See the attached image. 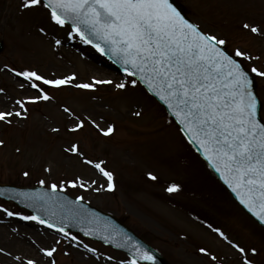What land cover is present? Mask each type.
<instances>
[{
  "label": "rangeland",
  "instance_id": "374dc122",
  "mask_svg": "<svg viewBox=\"0 0 264 264\" xmlns=\"http://www.w3.org/2000/svg\"><path fill=\"white\" fill-rule=\"evenodd\" d=\"M177 1L203 30L228 35L229 51L237 45L247 48L252 55L260 57L255 63L264 65V37L240 30V25L245 21L264 26V0ZM19 5L20 0H0V40L4 44L0 53V87L6 89L9 85V72L3 70L5 63L17 69L37 68L49 76L52 74L42 72L43 68L63 75L65 73L58 69L67 66V70L75 72L80 79L84 71L83 57L86 52L95 53L82 46L79 37L68 40L67 31L70 28L60 29L51 25L43 9L22 12ZM41 26L45 28V33L38 31ZM55 39H61L62 44L55 46ZM251 63L245 61L248 67ZM115 77L122 76L116 74ZM255 80L261 102L260 115L264 121V86H261L258 78ZM30 91L32 95L35 94L33 90ZM50 92L55 96L54 100L27 105L29 113L26 119H12L10 125L0 123V140H4V144L0 145L1 183L32 187L41 186L38 183L40 179L51 183L76 175L95 178L98 175L95 169L63 151L69 141L78 140L90 158L106 161L105 167L115 174L116 186L111 192L99 193L67 188L66 194L73 197L83 195L88 204L120 217L172 264H206V258L196 251L200 246L221 253L218 248L221 240L207 228V223L221 227L233 239L261 248L256 260L258 264H264V229L253 223L230 198L164 108L140 84L126 92L115 91L110 86H99L98 91L65 87ZM90 100L101 104L111 114L104 118L115 123L116 131L112 136L97 134L90 126L83 133L71 134L66 131L65 121L68 118L60 106L71 107L76 112L85 111L83 108ZM135 110H142V115H132ZM54 127H58L60 132L53 133L51 129ZM45 168H50L51 173L46 172ZM24 171L30 175L24 177ZM147 171H153L159 180H149L145 175ZM129 179H141L145 185L129 182ZM173 180L181 184L178 193L165 191L166 182ZM99 183L106 181L103 179ZM0 204L31 215L11 201L0 199ZM0 218L7 221L2 224L7 229L0 233V241L11 238L8 231L13 226L28 233L31 240L37 239L36 228L41 229L51 243L60 239L57 233L45 230L34 221L7 217L2 212ZM10 222L12 225L9 226ZM71 233L96 247L98 252L112 255L115 259L111 263L118 264L120 260L129 259L122 252L103 248L98 243L93 245L80 234ZM17 234V231L14 232L13 237H17ZM36 243L49 245L39 239ZM74 243L63 241L59 245L55 254L56 264H76L75 259L80 261L79 264H101L91 253L83 255L80 252L82 248H76ZM2 247L6 249L5 245ZM7 248L12 256L26 254L41 261L47 259L28 241L18 240ZM178 248H186L187 251L177 253ZM66 250L69 255L64 254ZM229 250L226 257L221 253L225 257L222 264H240L238 254ZM12 256H4V259L9 264H18Z\"/></svg>",
  "mask_w": 264,
  "mask_h": 264
},
{
  "label": "snow or ice",
  "instance_id": "6c2138e0",
  "mask_svg": "<svg viewBox=\"0 0 264 264\" xmlns=\"http://www.w3.org/2000/svg\"><path fill=\"white\" fill-rule=\"evenodd\" d=\"M19 8L22 12L43 9L51 25L60 29L70 27L68 40L79 37L97 52L110 54L113 62L120 65L122 77L102 79L92 76L88 81L76 83L75 72L49 76L34 68L17 69L5 63L3 70L19 79L17 87L33 90L35 94L15 99L9 97L11 107L0 110V123L10 125L13 117L26 119L27 105L55 99L50 90L73 87L98 91L99 86H110L115 91L126 92L130 87L143 84L148 93L166 106L179 124V132L190 144L197 145L200 154L239 203L264 225V121L258 118V94L253 78H258L264 86V65L255 63L259 56L238 45L229 51L228 35L203 30L198 23L182 15L172 0H20ZM240 30L264 37V26L256 22L245 21ZM38 31L45 33V28L41 26ZM54 44L60 46L61 39H55ZM245 61L252 62L251 66L248 67ZM0 94L7 96L3 87H0ZM60 107L68 118V133H83L89 126L104 137H110L116 131L115 123L108 122L103 116L97 119L91 113H77L65 105ZM132 115L140 117L142 110H135ZM51 131L59 133L60 129L54 127ZM3 144L4 140H0V145ZM63 151L95 169L106 183L76 175L51 183L40 179L38 183L42 187L31 192L8 190L14 192L12 199L27 200L28 206L35 211L25 215L0 204V212L7 217L34 221L60 237L46 246L30 240L42 257L47 258L42 261L26 254L12 256L10 251L0 247V254L12 256L18 264H56L55 254L63 241L75 242L76 248L91 253L98 261L115 259L98 252L96 247L66 229L64 225L69 218L83 217L84 196L75 195L69 200L61 195L67 188L111 192L116 186L115 174L105 167L106 161L90 158L78 140L69 141ZM44 170L51 173L50 168ZM22 175L28 177L30 173L24 171ZM145 175L153 182L159 180L153 171H147ZM5 191L0 189V196L5 195ZM165 191L178 193L181 184L175 180L166 182ZM57 208L61 210L59 213ZM206 226L238 254L240 264H258L256 257L261 254V248L231 238L219 226L211 223ZM103 230L108 233L102 237L106 243L129 247L131 251V258L120 260L118 264H155L156 256L152 250L141 247L115 229L105 226ZM81 231L85 236H93L99 229L82 228ZM118 239L124 242L118 243ZM196 251L206 258V264H222L225 259L206 246H200ZM64 254L70 253L66 250Z\"/></svg>",
  "mask_w": 264,
  "mask_h": 264
},
{
  "label": "bare ground",
  "instance_id": "6f19581e",
  "mask_svg": "<svg viewBox=\"0 0 264 264\" xmlns=\"http://www.w3.org/2000/svg\"><path fill=\"white\" fill-rule=\"evenodd\" d=\"M85 58L83 57V61H82V64L84 66L83 75L80 77V79H77L76 83H79L81 81H88L92 76H96L97 78H102V79L114 78L115 77L114 74H112V73L110 74V72L106 71L103 67H100L99 66V64H100L99 61L96 60L92 56L91 53H87ZM66 67L67 66H64V67L60 68V70L58 69V71H62L65 74L73 72L72 70H67ZM36 70H37V68H36ZM42 72H45L47 74L58 75L57 72L49 71V68H46V67L43 68ZM17 79L18 78L12 76V74L9 73L8 81H7L9 85H8V88L5 89L6 93H7V96H5L4 94H0V110H5V109L11 107V99H15V98H17L19 96H23V95H32V92L29 89L21 90V89H19L17 87V84H18ZM9 97H11V99H9ZM83 109L85 111L82 110V111H79L77 113H91L97 119H99L100 116H103V117L104 116H111L110 113L105 111V109L101 106V104H99L97 102H94L93 100H90L88 105L84 106ZM12 119L16 121L19 118L13 117ZM65 122H66L65 125H67L68 124V120H66ZM65 128H66V126H65ZM95 133H97V132L95 131ZM93 179H96L98 181V183H99L100 180H103L104 178L101 177L99 175V173H98V175L95 178H93ZM128 181L132 182V183H136L138 185H142V184L145 185V182H142L141 179H129ZM204 197H206V196H204ZM5 222H7V221L4 220L3 218H0V233L3 232L5 229H7V228L2 227V224L5 223ZM11 223L12 222L8 223L9 226L12 225ZM13 229H17V232H18L17 237H13V233L14 232H12V230H10L8 232L11 233V238L5 240L4 242L0 241V247H2V245H5L7 251H8L7 247L8 246L9 247L12 246L18 240H20V241H28V242H30V240H31L28 237V233L22 232V230H19V228H15L14 226H13ZM43 234L44 233L41 231V229H39V228L35 229V236L37 238L36 242H38V239H39L40 241H43V242H45L47 244H51V240L49 238H47V235L44 236ZM220 242L223 243V241H220ZM220 242L218 243V246H219L218 248L220 249L221 253H223L225 255V257H226L227 254H228L227 251L230 252V250H229V248H228V246L226 244H221ZM176 251H177V253L185 252V251H187V249L186 248H178ZM213 251H214V249H213ZM194 253L196 254V252H194ZM215 253H217V252L215 251ZM221 253H219V254L221 255ZM4 256H6V255L0 254V264H9V262L4 259ZM101 262H102L101 264H110V262H108L106 260H102ZM192 263H194V262H190V264H192Z\"/></svg>",
  "mask_w": 264,
  "mask_h": 264
},
{
  "label": "water",
  "instance_id": "95a60500",
  "mask_svg": "<svg viewBox=\"0 0 264 264\" xmlns=\"http://www.w3.org/2000/svg\"><path fill=\"white\" fill-rule=\"evenodd\" d=\"M173 4L175 7H177V9L181 12L182 15H184L180 9V7L176 4L175 0H172ZM158 100V98H157ZM160 103H162L161 101H159ZM163 104V103H162ZM164 105V104H163ZM165 106V105H164ZM166 108V106H165ZM259 108H260V103L258 100V105H257V113H258V118L259 117ZM170 113V112H169ZM170 115L172 116V114L170 113ZM173 117V116H172ZM174 118V117H173ZM175 119V118H174ZM176 121V120H175ZM177 122V121H176ZM178 124V123H177ZM179 125V124H178ZM194 146V148L199 152V149L197 148V145L192 144ZM201 155V154H200ZM202 156V155H201ZM202 158L204 159V157L202 156ZM205 160V159H204ZM206 161V160H205ZM207 162V161H206ZM207 164L209 165V167L212 169V171L215 173V175L218 177V179L225 185V187L229 190V192L231 193V195L236 199L235 194L231 191V189L227 186V184H225V182L221 179L220 175L218 173L215 172V170L211 167V165L207 162ZM0 189H4L5 191V195H2L6 198H12L14 192L13 191H8V190H15L17 192L23 191V192H31V191H35L37 189L40 188H22V189H18V188H14V187H9V186H0ZM64 195V194H61ZM66 196V195H64ZM67 198L69 200L73 199L67 196ZM16 200L19 204L31 209L33 212L35 211L34 208L29 207L28 206V201L24 200L22 198L17 197ZM236 201L239 203V201L236 199ZM240 204V203H239ZM241 205V204H240ZM243 207V205H241ZM244 208V207H243ZM245 209V208H244ZM247 211V209H245ZM56 211L59 213L61 210L59 208L56 209ZM82 211L84 212V215L82 218L80 219H73V218H69L66 222H65V227L66 229H72V230H78L80 231L82 234L83 232L81 231L82 228H91V229H99L98 233L96 235L90 236L92 238H96V239H100L103 242H105L102 237L104 235H107L108 233L105 232L103 229L105 228V226H107L109 229H115L116 231L126 234L127 236L131 237V240L134 241L136 244H139L141 247L148 249V250H152L148 245H146L142 240H140L139 238H137L131 231H129L125 226H123L121 223H119L114 217L102 213L99 210L88 206L87 204H85L83 202L82 205ZM248 212V211H247ZM249 213V212H248ZM37 214H42V213H37ZM251 215V213H249ZM252 216V215H251ZM253 217V216H252ZM255 218V217H254ZM256 219V218H255ZM257 220V219H256ZM90 221V222H89ZM258 221V220H257ZM259 222V221H258ZM264 226V225H263ZM118 243H123L124 241L122 239H118L117 241ZM106 243V242H105ZM116 248L122 249L124 251H126L127 253H129L131 255V251L129 249V247H117L115 244L112 243H108ZM153 251V250H152ZM154 255L156 256V261L155 264H166V262L164 261L163 258H161L156 252H154Z\"/></svg>",
  "mask_w": 264,
  "mask_h": 264
}]
</instances>
